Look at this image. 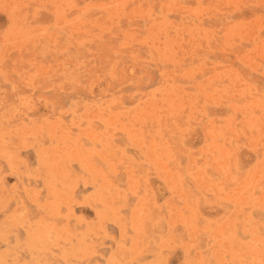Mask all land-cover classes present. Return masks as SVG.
Segmentation results:
<instances>
[{
  "label": "rangeland",
  "instance_id": "obj_1",
  "mask_svg": "<svg viewBox=\"0 0 264 264\" xmlns=\"http://www.w3.org/2000/svg\"><path fill=\"white\" fill-rule=\"evenodd\" d=\"M0 264H264V0H0Z\"/></svg>",
  "mask_w": 264,
  "mask_h": 264
}]
</instances>
